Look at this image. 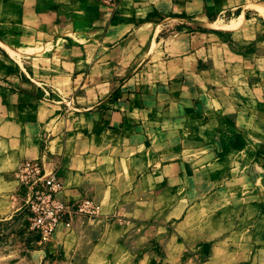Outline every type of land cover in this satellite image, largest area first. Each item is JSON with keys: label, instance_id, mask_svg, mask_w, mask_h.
Masks as SVG:
<instances>
[{"label": "crops", "instance_id": "1", "mask_svg": "<svg viewBox=\"0 0 264 264\" xmlns=\"http://www.w3.org/2000/svg\"><path fill=\"white\" fill-rule=\"evenodd\" d=\"M26 159L100 205L52 246L264 264V0H0V192Z\"/></svg>", "mask_w": 264, "mask_h": 264}, {"label": "rangeland", "instance_id": "2", "mask_svg": "<svg viewBox=\"0 0 264 264\" xmlns=\"http://www.w3.org/2000/svg\"><path fill=\"white\" fill-rule=\"evenodd\" d=\"M17 193L19 191L0 192V264H139L145 256L148 257L149 251L156 252L159 264L161 261L169 264L205 262V257H199L194 250L171 261L161 246L163 239L143 240V245L135 253V242L123 235V228L118 225L113 228V222L106 233L109 238L94 241L92 249L88 241L83 239L69 243L66 249L52 246L50 239L31 228L25 199Z\"/></svg>", "mask_w": 264, "mask_h": 264}, {"label": "built area", "instance_id": "3", "mask_svg": "<svg viewBox=\"0 0 264 264\" xmlns=\"http://www.w3.org/2000/svg\"><path fill=\"white\" fill-rule=\"evenodd\" d=\"M15 176L27 205L31 228L47 239L52 238L61 223L71 228L74 216L94 218L100 214V205L92 199L83 198L73 203L59 199L61 181L55 173H48L39 161H21Z\"/></svg>", "mask_w": 264, "mask_h": 264}, {"label": "trees", "instance_id": "4", "mask_svg": "<svg viewBox=\"0 0 264 264\" xmlns=\"http://www.w3.org/2000/svg\"><path fill=\"white\" fill-rule=\"evenodd\" d=\"M152 264H157V263H152Z\"/></svg>", "mask_w": 264, "mask_h": 264}]
</instances>
